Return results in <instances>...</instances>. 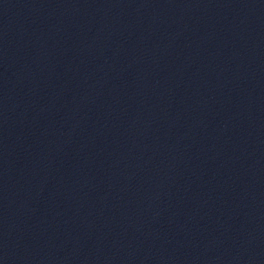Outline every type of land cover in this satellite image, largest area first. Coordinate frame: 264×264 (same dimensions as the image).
Segmentation results:
<instances>
[{"label": "water", "instance_id": "obj_1", "mask_svg": "<svg viewBox=\"0 0 264 264\" xmlns=\"http://www.w3.org/2000/svg\"><path fill=\"white\" fill-rule=\"evenodd\" d=\"M153 264H264V0H152Z\"/></svg>", "mask_w": 264, "mask_h": 264}]
</instances>
